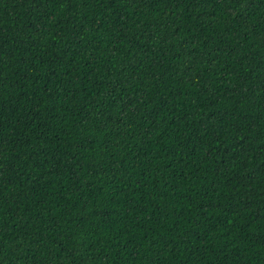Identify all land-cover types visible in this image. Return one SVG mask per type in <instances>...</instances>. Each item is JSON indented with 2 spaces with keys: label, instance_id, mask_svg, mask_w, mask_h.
<instances>
[{
  "label": "trees",
  "instance_id": "1",
  "mask_svg": "<svg viewBox=\"0 0 264 264\" xmlns=\"http://www.w3.org/2000/svg\"><path fill=\"white\" fill-rule=\"evenodd\" d=\"M0 264H264V0H0Z\"/></svg>",
  "mask_w": 264,
  "mask_h": 264
}]
</instances>
